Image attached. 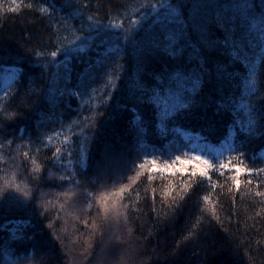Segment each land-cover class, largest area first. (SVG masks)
<instances>
[{
  "label": "trees",
  "instance_id": "1",
  "mask_svg": "<svg viewBox=\"0 0 264 264\" xmlns=\"http://www.w3.org/2000/svg\"><path fill=\"white\" fill-rule=\"evenodd\" d=\"M147 2L159 0H0V52L25 57L27 69L22 83L11 87L15 81L6 83L2 76L12 74L0 68V109H4L0 124L7 126L0 131V187L6 182L21 188L27 185L37 203L47 202L48 206L41 223L33 229L34 240L21 243L13 239L10 230L0 228V264H264V172H244L247 167L264 169V157L258 155L264 142L257 140L237 152L224 151L222 156L210 152L208 160L216 167L210 170L209 180L191 176L207 167L203 159H195L197 149L191 144L198 134L209 135L208 122L187 125L180 121L184 131L191 133V140L180 134L163 139L153 124L145 138V150L152 151L154 146L157 151L146 160H137L143 168H131L118 181L116 187L127 186L123 199L109 195L115 191L110 179H97L94 167L87 171L81 167V128L89 136L98 134L89 149L93 159L100 157L106 143L120 146L127 140L126 123L134 120L130 101L139 95L141 83L137 47L153 30L160 31L152 22V12L143 31L136 27L135 21L142 20L146 11L141 5ZM183 2L189 11L192 4L205 5L210 18L222 12L226 20L233 21L227 28L236 32L237 43L242 40L247 45L242 57H251L253 52L258 55L259 47H264V25L258 20L264 0H254L252 16L236 7L252 0ZM94 22L105 30L106 47L117 49L108 54L103 69H88L89 62L97 58L94 49L81 53L67 66L62 56L49 55L77 35L90 39ZM125 32L132 39L122 42ZM225 34L213 26L214 38ZM38 53L45 54L46 67L34 63L40 59ZM113 59L122 67L117 68ZM163 65V60L154 61L149 71H159ZM232 69L238 78L229 90L239 102L246 69L239 61ZM109 74L117 80L115 93L108 83ZM259 75L264 77V62ZM146 79L151 83L150 76ZM81 84L86 87L81 89ZM73 89L84 95L70 96ZM6 90L8 98L4 96ZM108 95L128 107L116 115L115 104L106 102ZM261 96L264 92L258 93L254 102L264 104ZM141 108L143 114L150 115L149 107ZM85 117L93 124L91 130L85 126ZM238 118L246 120L243 109ZM229 123L231 117L218 118L210 137L215 148L222 149ZM242 138L237 132L233 144ZM56 148L61 149L58 155ZM177 155L189 163L175 161ZM237 164L241 169L239 190L232 170ZM48 174L73 180L61 184L48 179ZM114 201L122 205L119 215L113 213L102 220L104 204ZM10 215L7 210L0 214V224Z\"/></svg>",
  "mask_w": 264,
  "mask_h": 264
},
{
  "label": "snow or ice",
  "instance_id": "2",
  "mask_svg": "<svg viewBox=\"0 0 264 264\" xmlns=\"http://www.w3.org/2000/svg\"><path fill=\"white\" fill-rule=\"evenodd\" d=\"M141 7L146 11L142 20L135 21L136 27L143 31L149 25L150 13L154 11L155 17L152 22L159 26L160 31L153 30L140 41L137 47L138 72L141 83L138 89L139 95L130 101L134 120L130 119L126 123L124 135L127 140L120 146L106 143L100 157L93 159L89 149L99 138L98 134L93 132L89 136L84 128L80 129V134L84 137L79 146L81 167L85 171L94 167L98 174L97 179L100 176L110 179L115 191L109 195L118 199H123L127 187L122 184L116 187L118 181L123 179L124 174L131 168L137 166L143 168V163L136 164L137 160H146L157 151L154 146L152 151L145 150L148 148L145 138L153 124L163 139H167L169 134H180L185 140H191V133L184 131L180 121H184L187 125L206 121L208 122L209 135L198 134L195 138L198 141H204V144H193L192 148H206L209 152L216 153L217 156H222L224 151L237 152L238 148L246 147L247 144L257 140L264 142V104H257L253 99L258 93L264 92V77L259 75V66L264 62V47H259L258 55L253 52L251 57L247 55L242 57L241 53L246 50L247 45L242 40L237 43L236 32L227 28V25L234 24V22L226 20L222 12L210 18L205 5L192 4L191 11H189L188 5L184 4L183 0H159L158 3H144ZM216 7L221 6L217 5ZM236 7L246 10L249 16H252L256 9L254 0ZM15 10L13 9V11ZM52 10L41 9V11L49 12ZM92 19L89 17V20ZM253 19L256 18L253 17ZM258 20L261 25H264V11L261 12ZM213 26L226 32L223 38L213 37ZM93 31L94 35L90 39L85 40L77 35L75 40L61 44L56 51H52L49 55L53 58L62 56L67 66V63L81 53L94 49L97 51V58L94 62H89L88 69L96 71L103 69L108 54L117 51V49L106 47L108 38L99 22H94L92 28L89 29L90 33ZM228 32L231 34H227ZM131 39L132 36L127 32L121 37L122 42ZM38 55L40 59L34 63L46 67L43 64L45 54L38 53ZM25 60L26 58L20 55L13 58L0 52V68H3L5 72H10L11 78L15 81L10 85L11 87L22 83L27 76ZM157 60H163L164 65L159 71L155 69L149 71L150 65ZM237 61L246 69L241 77L244 94L240 97L239 102L229 90L232 82L238 78L237 73L232 69V65ZM112 62L117 68L122 67L115 59ZM5 65L13 66L4 67ZM146 76L151 77V83L146 79ZM108 83L111 86V91L115 93L118 87L116 78L109 74ZM79 87L83 89L86 85L81 84ZM69 95L82 97L84 92L73 89ZM4 96L8 98L7 90L4 92ZM260 98L264 99V96ZM106 102L115 104L116 115L121 114V109L128 107L127 104L114 101L112 95L106 97ZM141 106L149 107L150 115L143 114ZM241 109L244 110L246 120L238 118ZM0 111H4V109H0ZM15 116L16 113H12V117ZM225 117H231V123L228 124L230 132L222 149H217L210 143L211 132L215 128L218 118L224 119ZM115 118L114 115L112 119ZM84 119L85 126L91 130L93 124L88 121V117ZM6 127V125L0 124V131L6 130ZM237 132L243 138L239 140L238 144H233V141L237 140ZM60 152V148L55 149L56 155ZM130 153H134V155L130 156ZM238 155L243 156L244 153L238 152ZM258 155L264 157V148L259 150ZM195 159L199 161L203 157L196 156ZM175 161L189 163V161H181L179 155L175 157ZM57 162L59 163V161ZM152 163L155 165V159L152 160ZM203 163L207 167L201 169L199 173H191V176L199 175L211 180L210 170L215 169L216 166L208 159H203ZM232 170L235 172L233 177L235 187L239 190L241 184L239 164L235 165ZM184 171L181 169V172ZM244 172L247 174L260 173L264 172V169L247 167ZM47 178L59 180L61 184L73 180V177H56L51 174H48ZM76 183L80 182L76 181ZM208 199V196L204 197V200ZM120 207L122 205L117 201L111 205L105 203L104 216L101 219H106L113 213L119 215ZM5 210L11 215L5 224H0V228L10 230L13 239L24 243L35 239L33 229L41 223V218L48 211V206L47 202L37 203V198L29 186L21 188L20 185L13 182H6L0 187V214H3ZM48 226L52 227L51 224ZM42 264L45 262L42 261Z\"/></svg>",
  "mask_w": 264,
  "mask_h": 264
},
{
  "label": "rangeland",
  "instance_id": "3",
  "mask_svg": "<svg viewBox=\"0 0 264 264\" xmlns=\"http://www.w3.org/2000/svg\"><path fill=\"white\" fill-rule=\"evenodd\" d=\"M154 13H155V12L153 11V12L151 13V15L154 14ZM11 77H12V76L6 74V75L2 76V80H3L4 82H6V83H11V82L14 81ZM193 144H200V145H203V144H204V141H198L196 138H194V139H193V142H192V144H191V147H192ZM196 149H197V151H195V154H196L197 156H201V157H203V159H208V158L210 157V152H208V150H207L206 148H203V149H202L201 147H197Z\"/></svg>",
  "mask_w": 264,
  "mask_h": 264
}]
</instances>
